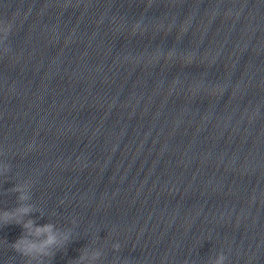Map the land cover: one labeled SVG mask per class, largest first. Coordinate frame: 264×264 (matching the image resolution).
Instances as JSON below:
<instances>
[{
    "label": "clouds",
    "instance_id": "1",
    "mask_svg": "<svg viewBox=\"0 0 264 264\" xmlns=\"http://www.w3.org/2000/svg\"><path fill=\"white\" fill-rule=\"evenodd\" d=\"M3 24L5 26V31L6 33H10L11 28H12V24L10 22L8 23H0ZM14 192H19L21 191L20 187H14L13 188ZM19 199L21 200H25L28 199L27 196L25 195H21L19 197ZM32 206L28 205V206H22L18 209H16L13 212H5L3 214V223L7 224L9 222H11L12 220L15 219L16 223H21V221L19 219H17V214H27L30 211H32ZM26 229H33L34 227V221L29 220L27 223H25L23 225ZM43 233H47V239L44 240L42 243L37 244L34 243L26 238H22L21 240L17 241L15 244L11 245V247L18 253H20L23 256L26 257H30V258H34L37 254H41V255H48L49 253H47L45 251V249L53 244L56 243V236L52 234V225H45L43 227H37L35 228L34 234L36 236H40ZM225 259V257L223 255L220 256L219 261L217 262V264H222L223 260Z\"/></svg>",
    "mask_w": 264,
    "mask_h": 264
}]
</instances>
